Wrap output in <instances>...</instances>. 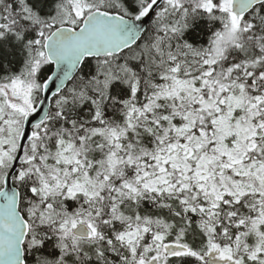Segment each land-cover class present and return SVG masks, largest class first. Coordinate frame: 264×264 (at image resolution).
Masks as SVG:
<instances>
[{
  "label": "snow or ice",
  "instance_id": "obj_1",
  "mask_svg": "<svg viewBox=\"0 0 264 264\" xmlns=\"http://www.w3.org/2000/svg\"><path fill=\"white\" fill-rule=\"evenodd\" d=\"M0 264H264V0H0Z\"/></svg>",
  "mask_w": 264,
  "mask_h": 264
}]
</instances>
